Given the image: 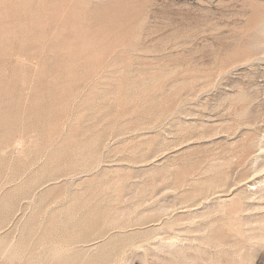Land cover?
Returning <instances> with one entry per match:
<instances>
[{
    "label": "rangeland",
    "instance_id": "1",
    "mask_svg": "<svg viewBox=\"0 0 264 264\" xmlns=\"http://www.w3.org/2000/svg\"><path fill=\"white\" fill-rule=\"evenodd\" d=\"M262 21L0 0V264H264Z\"/></svg>",
    "mask_w": 264,
    "mask_h": 264
},
{
    "label": "bare ground",
    "instance_id": "2",
    "mask_svg": "<svg viewBox=\"0 0 264 264\" xmlns=\"http://www.w3.org/2000/svg\"><path fill=\"white\" fill-rule=\"evenodd\" d=\"M259 26L261 27V30L264 32V21H262L260 24H259ZM254 34V33H253ZM254 37H256V36H254ZM259 37V36H258ZM252 39V38H251ZM254 39V38H253ZM251 41V40H250ZM257 41V40H256ZM256 43V42H255ZM249 44V43H248ZM261 49V48H260ZM249 53V52H248ZM260 54V53H259ZM253 55V54H252ZM251 55V56H252ZM246 58V57H245ZM254 59V58H253ZM257 59V58H256ZM259 60V59H258ZM239 156V155H238ZM258 163V162H257ZM261 188V187H260ZM254 189V188H253ZM254 191H256V190H254ZM205 193V192H204ZM202 194H203V192H202ZM198 195V194H197ZM206 195V194H205ZM254 195V194H253ZM248 198V197H247Z\"/></svg>",
    "mask_w": 264,
    "mask_h": 264
}]
</instances>
